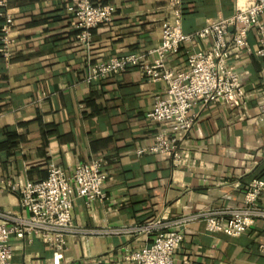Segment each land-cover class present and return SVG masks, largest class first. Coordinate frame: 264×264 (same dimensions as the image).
<instances>
[{
	"label": "crops",
	"instance_id": "1",
	"mask_svg": "<svg viewBox=\"0 0 264 264\" xmlns=\"http://www.w3.org/2000/svg\"><path fill=\"white\" fill-rule=\"evenodd\" d=\"M78 1L7 0L12 28L9 56L0 55V213L25 215L8 183L45 180L52 166L69 175L95 158L104 160L107 199L73 200L78 232L66 237L61 251L33 235L12 238L11 264H131L126 256L151 239L134 228L155 219L182 232L174 264H264L259 250L264 219L237 238L205 232L203 225L209 212L240 209L248 184L264 180V120L258 121L264 60L254 53V32L246 36L248 51L230 52L244 103L195 104L189 113L194 125L181 140L182 160L175 165L168 155H136L168 130L146 118L164 92L162 82L148 81L135 68L87 81L89 66L111 58L139 53L151 62L163 21L171 17V0H90L112 5L115 13L109 25L91 30L87 46L77 41L68 12ZM179 5L182 33L192 34L231 16L245 0H179ZM210 46L209 38L187 42L168 55L167 67L184 70L188 53ZM255 207L264 211V192Z\"/></svg>",
	"mask_w": 264,
	"mask_h": 264
},
{
	"label": "built area",
	"instance_id": "2",
	"mask_svg": "<svg viewBox=\"0 0 264 264\" xmlns=\"http://www.w3.org/2000/svg\"><path fill=\"white\" fill-rule=\"evenodd\" d=\"M169 5L171 17L163 21L159 45L151 51L154 57L151 62H147L146 57L139 53L111 58L89 66L87 81L99 80L135 68L148 81L162 82L164 92L154 98L152 109L146 118L152 123L167 125L168 130L156 134L153 145L147 149H138L136 155H168L177 165L182 160L179 148L181 140L194 125L189 113L195 104L205 106L209 103H221L235 108L244 103L245 94L239 74L229 66L232 59L230 52L236 49L248 51L246 36L253 31L258 40L254 53L264 60V0H245V5L237 6L231 16L209 22L192 34L182 33L179 0H171ZM6 7L7 0H0V55L4 59L9 56L7 34L12 28V18ZM68 12L79 31L77 41L87 46L91 30L99 25H109L115 8L109 4L92 5L90 0H79L75 5L68 7ZM206 38L211 40L209 49L188 53L184 70L167 67L168 55L187 42ZM260 71L263 92L258 121L262 122L264 65ZM103 166L104 160L95 158L76 165L69 175L52 166L47 170L45 180L26 182L19 187L8 183L9 190L17 192L19 206L25 215L0 213V264H11L12 238L20 240L27 235H33L47 247L63 250L66 247V237L78 232L72 223L73 200L79 198L87 204L93 201L104 202L107 199L103 193L107 178ZM263 192L264 180L251 181L246 188L240 209L206 214L203 220L205 232L220 233L231 238L241 236L257 218L264 219V211L255 207L257 197ZM223 215H227V218L222 219ZM133 231L151 236V239L149 245L126 256L128 262L174 264V251L183 239L180 230L176 227L170 228L168 224L155 219L134 228ZM259 250L264 253V246H260Z\"/></svg>",
	"mask_w": 264,
	"mask_h": 264
},
{
	"label": "trees",
	"instance_id": "3",
	"mask_svg": "<svg viewBox=\"0 0 264 264\" xmlns=\"http://www.w3.org/2000/svg\"><path fill=\"white\" fill-rule=\"evenodd\" d=\"M1 20V19H0Z\"/></svg>",
	"mask_w": 264,
	"mask_h": 264
}]
</instances>
